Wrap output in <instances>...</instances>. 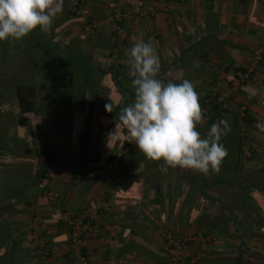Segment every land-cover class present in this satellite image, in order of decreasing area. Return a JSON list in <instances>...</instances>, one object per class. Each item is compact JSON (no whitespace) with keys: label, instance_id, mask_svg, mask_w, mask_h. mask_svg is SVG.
Segmentation results:
<instances>
[{"label":"crops","instance_id":"crops-1","mask_svg":"<svg viewBox=\"0 0 264 264\" xmlns=\"http://www.w3.org/2000/svg\"><path fill=\"white\" fill-rule=\"evenodd\" d=\"M143 1L141 16L123 0H86L96 24L88 34L64 0L46 31L0 41V264H76L66 220L80 212L100 226L86 241L90 264H166L169 232L203 238L186 245L183 264H264V0ZM140 32L163 84L188 80L199 98L232 92L222 114L197 125L202 138L221 119L231 126L219 173L162 171L127 142L119 114L135 91L125 50ZM249 69L256 82L239 84L236 72ZM26 85L36 88L30 113L16 100ZM46 189L56 203L41 197Z\"/></svg>","mask_w":264,"mask_h":264},{"label":"clouds","instance_id":"clouds-1","mask_svg":"<svg viewBox=\"0 0 264 264\" xmlns=\"http://www.w3.org/2000/svg\"><path fill=\"white\" fill-rule=\"evenodd\" d=\"M64 0H0V41L20 40L37 27L46 31L54 18L63 11ZM134 43L125 50L133 69V103L121 108L119 121L126 129L127 142L151 161H163L167 168L190 169L208 175L219 173L227 149L220 143L231 131L227 120L211 125L202 138L197 125L203 122L199 94L188 80L166 85L156 79L160 70L159 57L143 32L131 37ZM258 94L252 89L249 98ZM111 103L105 105L112 112ZM256 127L264 133V124ZM111 136L117 135L116 130Z\"/></svg>","mask_w":264,"mask_h":264},{"label":"built area","instance_id":"built-area-1","mask_svg":"<svg viewBox=\"0 0 264 264\" xmlns=\"http://www.w3.org/2000/svg\"><path fill=\"white\" fill-rule=\"evenodd\" d=\"M123 5L133 14L145 15V3L143 0H123ZM69 10L74 17H76L80 22L82 28L88 34H93L96 28L94 19L92 18V12L87 6L86 0H70ZM111 20L117 29L124 22V14L122 11L116 10L111 15ZM262 54V50L259 49L256 53V59H259ZM236 77L239 84L249 82L255 83L256 76L253 74L251 69L247 71L236 72ZM232 96L230 90L225 91H212L208 94L207 101H203L199 104L203 110L204 119L209 117V110L212 106L221 103L223 107L226 108L225 102H229ZM200 99V98H199ZM68 164V162H66ZM54 169L53 164H50L46 176H50L52 170ZM48 203L54 204L59 198V194L53 190L46 189L42 196ZM94 216L88 214L87 212H80L72 219H67V230L69 235V246L75 253L76 264H90L88 257L84 252L86 241L89 239H98L100 234V226L97 219H93ZM35 226H38L41 222L39 216L32 218ZM203 241V238L198 235L191 238L190 236H184L173 233H165L164 235V249L166 256V264H183L185 260L184 248L190 241ZM47 254V253H46Z\"/></svg>","mask_w":264,"mask_h":264},{"label":"trees","instance_id":"trees-1","mask_svg":"<svg viewBox=\"0 0 264 264\" xmlns=\"http://www.w3.org/2000/svg\"><path fill=\"white\" fill-rule=\"evenodd\" d=\"M36 88L34 86L26 85V86H16V100L17 104L20 108V111L22 113H30L32 111L33 106V98H34V92ZM208 94H206L204 97H201L199 100L200 102L207 101ZM30 101V102H29ZM225 111V108L223 107V104L218 103L214 106H212L209 110V117L211 121L213 119L217 118L220 114H222ZM240 112H238V117L244 122V123H250L252 120L250 116L247 114V110L244 105L240 107ZM48 157V156H47ZM46 166L48 167L49 162L45 161ZM45 177V176H42Z\"/></svg>","mask_w":264,"mask_h":264},{"label":"rangeland","instance_id":"rangeland-1","mask_svg":"<svg viewBox=\"0 0 264 264\" xmlns=\"http://www.w3.org/2000/svg\"><path fill=\"white\" fill-rule=\"evenodd\" d=\"M59 81L61 80V77L58 79ZM57 104L59 106V101H57ZM56 106V102L54 100L50 101L48 104H47V107H54Z\"/></svg>","mask_w":264,"mask_h":264}]
</instances>
